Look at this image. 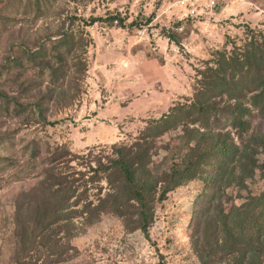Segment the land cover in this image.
Here are the masks:
<instances>
[{
  "label": "rangeland",
  "instance_id": "374dc122",
  "mask_svg": "<svg viewBox=\"0 0 264 264\" xmlns=\"http://www.w3.org/2000/svg\"><path fill=\"white\" fill-rule=\"evenodd\" d=\"M215 1L216 9L201 22L185 23L177 32L173 28L180 27L183 10L176 0H51L42 12L28 0H0V92L9 98L0 99V264H14V204L43 179L52 149L66 146L74 155L112 157L115 145L133 144L150 121L193 99L198 71L216 51L244 45L250 29L264 33V0ZM117 15L124 26L84 24ZM143 28L146 33H139ZM64 31L84 46L76 47L69 68L55 78L29 54L46 44L53 47L51 41ZM75 58L84 69L74 66ZM53 79H60L63 93L47 98L39 116L33 105L50 92ZM253 130L264 134V118L254 120ZM160 143L157 163L175 151L177 133ZM89 163L77 160L73 166L88 171ZM259 165L248 190H227V209L264 192L263 154ZM101 185L106 195L109 186L105 180ZM204 189L201 181L191 182L156 203L149 237L130 232L120 217L103 214L80 228L66 264H196L192 225L206 204ZM39 256L35 260L44 264Z\"/></svg>",
  "mask_w": 264,
  "mask_h": 264
},
{
  "label": "trees",
  "instance_id": "16d2710c",
  "mask_svg": "<svg viewBox=\"0 0 264 264\" xmlns=\"http://www.w3.org/2000/svg\"><path fill=\"white\" fill-rule=\"evenodd\" d=\"M50 1L28 0L38 12ZM99 22L124 26L119 15L84 24ZM61 36L51 41L53 47L46 44L29 54L55 78L69 68L68 58L76 47L84 46L70 31ZM249 37L231 51H216L198 71L193 99L150 121L133 144L115 145L112 157L74 155L66 146L52 149L43 179L18 195L14 204V264H38L39 255L44 264L68 263L74 250L71 241L80 228L97 223L103 214H114L130 232L141 230L149 237L156 203L195 181L204 184L206 202L192 225L196 264H264V192L249 196L240 206L226 207L227 190H248L264 156V134L253 130L254 120L264 118V33L250 29ZM75 59L74 66L84 69ZM59 81L53 79L50 92L34 103L39 116L47 98L63 93ZM0 99L9 98L0 92ZM171 133H177L179 143L157 163L160 141ZM38 155L35 146L33 157ZM77 160L89 161L88 171L77 170ZM104 180L109 186L106 195Z\"/></svg>",
  "mask_w": 264,
  "mask_h": 264
},
{
  "label": "built area",
  "instance_id": "2783aa9c",
  "mask_svg": "<svg viewBox=\"0 0 264 264\" xmlns=\"http://www.w3.org/2000/svg\"><path fill=\"white\" fill-rule=\"evenodd\" d=\"M174 5H179L183 10V13L180 14V17H177V20H179L177 22L181 24L180 27H176V29L173 28V30L177 32H182L184 30L185 23L197 24L201 22V17L210 14L217 7V3L215 0H176ZM159 19L160 17H158L157 20ZM146 31L147 30L143 28L139 31V33L145 34Z\"/></svg>",
  "mask_w": 264,
  "mask_h": 264
}]
</instances>
